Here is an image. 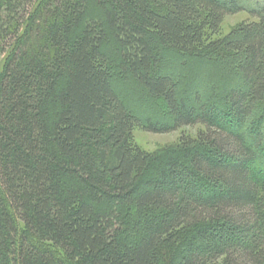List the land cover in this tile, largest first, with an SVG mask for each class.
<instances>
[{
    "label": "trees",
    "instance_id": "obj_1",
    "mask_svg": "<svg viewBox=\"0 0 264 264\" xmlns=\"http://www.w3.org/2000/svg\"><path fill=\"white\" fill-rule=\"evenodd\" d=\"M0 43V264H264V4L0 0ZM165 50L239 55L241 82L191 98ZM115 66L170 122L129 108ZM195 125L167 153L134 137Z\"/></svg>",
    "mask_w": 264,
    "mask_h": 264
},
{
    "label": "rangeland",
    "instance_id": "obj_2",
    "mask_svg": "<svg viewBox=\"0 0 264 264\" xmlns=\"http://www.w3.org/2000/svg\"><path fill=\"white\" fill-rule=\"evenodd\" d=\"M242 1L249 8L255 3L264 4V0ZM245 20H253L247 11L226 17L222 24V35L229 34L232 29ZM105 49L110 57L117 62L116 46L109 43ZM10 51L9 48L4 49L0 43V78ZM240 63L239 55L226 52L165 50L162 53L158 71L173 76L178 81L180 91L188 93L191 98H195L196 93H200L202 98H206L212 93L225 95L231 88L240 84ZM113 71V84L130 109L156 122H170V115L162 100L151 97L135 80L121 75L116 66ZM250 125L253 128L256 125H263L264 130V104L257 108L250 120ZM202 128V125L186 126L169 133H154L136 128L134 137L142 149L161 154L175 151L183 135L195 138ZM53 249L64 257L59 248L53 247ZM180 249L181 247H165L163 251L165 258H162V261L165 262L169 256L177 254Z\"/></svg>",
    "mask_w": 264,
    "mask_h": 264
}]
</instances>
